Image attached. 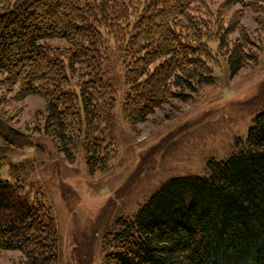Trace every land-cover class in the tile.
<instances>
[{"label": "trees", "instance_id": "obj_1", "mask_svg": "<svg viewBox=\"0 0 264 264\" xmlns=\"http://www.w3.org/2000/svg\"><path fill=\"white\" fill-rule=\"evenodd\" d=\"M199 1L13 0L0 11V74L19 98L45 99L44 130L70 160L82 147L90 171H105L118 96L104 64L108 38L125 65L123 112L146 121L216 82ZM226 1L264 13V0ZM237 23L218 36L231 76L257 61L248 34L232 44ZM207 170L171 177L132 217L118 218L104 236V264H264V109L238 151L209 160ZM60 246L52 206L0 178V250H20L26 264H56Z\"/></svg>", "mask_w": 264, "mask_h": 264}, {"label": "rangeland", "instance_id": "obj_2", "mask_svg": "<svg viewBox=\"0 0 264 264\" xmlns=\"http://www.w3.org/2000/svg\"><path fill=\"white\" fill-rule=\"evenodd\" d=\"M12 1L0 0V11ZM195 6L197 14L210 21L204 32L216 82L193 99H175L157 108L146 121L132 123L123 112L125 65L118 43L108 38L104 64L118 96L105 171H90L82 147L70 160L44 130L45 99L19 98L18 86L0 74V178L24 185L33 197L52 206L61 236L56 264H104V236L118 218L132 217L171 177L206 174L209 160L237 152L254 117L264 109V13L226 0H203ZM233 21L239 23L230 34L232 44L246 33L249 49L257 54V61L235 76L218 39L221 26ZM50 42L67 45L62 39ZM0 264H26V257L20 250H0Z\"/></svg>", "mask_w": 264, "mask_h": 264}]
</instances>
